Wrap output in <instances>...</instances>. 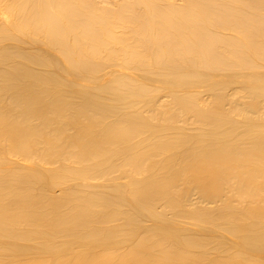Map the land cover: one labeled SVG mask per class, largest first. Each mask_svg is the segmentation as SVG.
Returning <instances> with one entry per match:
<instances>
[{
    "label": "bare ground",
    "instance_id": "6f19581e",
    "mask_svg": "<svg viewBox=\"0 0 264 264\" xmlns=\"http://www.w3.org/2000/svg\"><path fill=\"white\" fill-rule=\"evenodd\" d=\"M0 264H264V0H0Z\"/></svg>",
    "mask_w": 264,
    "mask_h": 264
}]
</instances>
